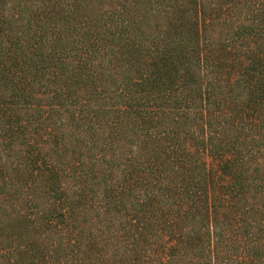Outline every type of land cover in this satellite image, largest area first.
Returning <instances> with one entry per match:
<instances>
[{"label":"trees","instance_id":"obj_1","mask_svg":"<svg viewBox=\"0 0 264 264\" xmlns=\"http://www.w3.org/2000/svg\"><path fill=\"white\" fill-rule=\"evenodd\" d=\"M0 264H264V0H0Z\"/></svg>","mask_w":264,"mask_h":264}]
</instances>
